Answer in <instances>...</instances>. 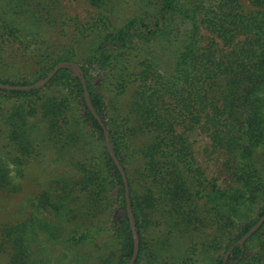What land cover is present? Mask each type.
<instances>
[{
    "label": "trees",
    "instance_id": "obj_1",
    "mask_svg": "<svg viewBox=\"0 0 264 264\" xmlns=\"http://www.w3.org/2000/svg\"><path fill=\"white\" fill-rule=\"evenodd\" d=\"M64 1L0 0L1 83L29 85L72 63L39 88L0 89V193L18 190L11 172L49 151L67 168L35 196L33 220L0 227L9 264H34L39 234L59 262L66 252L71 264H127L132 255L123 181L75 66L126 173L134 264H157L183 232L194 241L204 230L203 261L221 248L213 264H264V221L240 243L264 213V0H136L126 18L115 16L122 0H83L96 13L85 22ZM18 55H29L30 71ZM196 128L227 155L231 187L204 176L188 139ZM115 203L120 219L111 218ZM157 217L172 223L164 237L148 235Z\"/></svg>",
    "mask_w": 264,
    "mask_h": 264
},
{
    "label": "rangeland",
    "instance_id": "obj_2",
    "mask_svg": "<svg viewBox=\"0 0 264 264\" xmlns=\"http://www.w3.org/2000/svg\"><path fill=\"white\" fill-rule=\"evenodd\" d=\"M247 3L246 0H242ZM136 0H122L118 10L116 11L117 18H126L128 15H132L136 8ZM65 11L70 17H74L81 22L89 21L95 16V11L91 9L83 0H65L64 1ZM72 25V22H70ZM69 32L74 31L73 28H68ZM57 40H62L64 36L59 35L56 31L52 34ZM47 37H50L48 33ZM68 37V36H67ZM35 48V44H31ZM29 55H18L17 61L19 62V67H24L25 71H30L32 64L29 63L25 66L26 61L28 62ZM171 63L168 60L165 65ZM181 129V128H180ZM188 139L193 152V155L197 161V164L201 168L204 176L208 180H214L217 187L221 189H227L233 185V177L231 170L228 169L227 155L224 152L213 151L210 145V138L205 133L201 132L199 128L188 131ZM54 157L53 152L49 151L46 153L44 160L40 163H32L27 165L22 173L18 176L15 170L11 172L15 183L18 185V190L13 193L1 192L0 193V227L3 225H12L24 220L34 218L32 201L35 196L42 191L44 186H46L47 181L51 178H56L67 168L64 167L63 162H53ZM116 204V203H115ZM118 204L115 205V209L111 218L120 219L122 213ZM256 210H254L255 212ZM255 215V214H254ZM160 223L159 225L157 223ZM172 223L163 222L162 219L157 217L151 223L148 229V235L154 237L168 235L171 230ZM215 229V228H213ZM212 229V230H213ZM208 230H204L203 234ZM184 237L179 239V243L176 244V249H167L166 251H160V256L156 259L157 264H213L215 259H220L223 256V249L219 248L217 251L209 250L207 255L211 254L214 256V260L207 256L208 259L202 260L199 257L201 253L200 241L204 239V235L201 231L196 234L194 241L188 239V237H194V233L188 236L185 232ZM182 234V233H181ZM211 232H209V235ZM235 235L237 232L234 233ZM233 235L228 236V239L232 238ZM143 236H147V232L143 233ZM208 238L210 236H207ZM199 239V242H197ZM175 240V239H174ZM191 241V242H190ZM177 240H175V243ZM190 242V243H189ZM194 244V248H189V245ZM185 245V246H184ZM185 247V250L184 248ZM33 249L35 250L33 256L34 264H71L74 261V254L66 252V260L58 261L60 251L57 246H48L47 243L42 238L41 234L37 240L33 243ZM195 250L194 254L193 251ZM88 250L79 251L84 254ZM183 254V260L175 259L172 254L178 255ZM138 254V253H137ZM137 258V257H136ZM196 259L195 262L192 260ZM198 259V260H197ZM92 261V258H90ZM136 260V259H135ZM142 261V264H144ZM135 262V261H134ZM94 263V262H92ZM0 264H9L8 256L0 251ZM87 264H91L89 261ZM134 264V263H133Z\"/></svg>",
    "mask_w": 264,
    "mask_h": 264
},
{
    "label": "water",
    "instance_id": "obj_3",
    "mask_svg": "<svg viewBox=\"0 0 264 264\" xmlns=\"http://www.w3.org/2000/svg\"><path fill=\"white\" fill-rule=\"evenodd\" d=\"M71 65H72L71 62H65V61L59 62L56 65H54V67L47 73V75L44 78H42L38 81H35L32 84H29V85H12V84L0 82V89L27 90V89H31V88H39V87L45 85L60 68L68 67ZM75 67H76V70L78 72L79 79L82 83L83 97H84L85 103H86L88 109L90 110V112L92 113V115L98 120V122L100 123V125L103 129L105 145H106L107 151L110 154L111 158L113 159L114 163L116 164L117 169H118V171L121 175L122 181H123L124 191H125L124 195H125V204H126L127 216L129 218L130 228H131V232H132V236H133V252H132V255H131L129 261L127 262V264H133L136 257H137V253H138L139 238L136 234L134 219H133V215L131 213L130 200H129V189H128L126 173H125L123 167L120 165L119 161L117 160L115 154L113 153L111 143L109 141L108 131L105 128L104 123L102 122L101 118L98 116L96 111L91 106L89 95H88V90L86 87V83H85V79L83 77V74H82L79 67H77V66H75ZM263 221H264V213L248 229V231L244 235L241 236L240 243H243L251 234H253L258 229V227L263 223Z\"/></svg>",
    "mask_w": 264,
    "mask_h": 264
}]
</instances>
